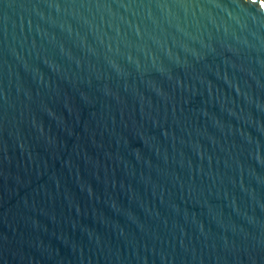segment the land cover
<instances>
[{
	"label": "water",
	"instance_id": "obj_1",
	"mask_svg": "<svg viewBox=\"0 0 264 264\" xmlns=\"http://www.w3.org/2000/svg\"><path fill=\"white\" fill-rule=\"evenodd\" d=\"M0 264H264V0H0Z\"/></svg>",
	"mask_w": 264,
	"mask_h": 264
}]
</instances>
